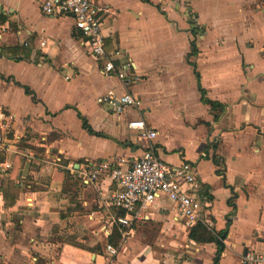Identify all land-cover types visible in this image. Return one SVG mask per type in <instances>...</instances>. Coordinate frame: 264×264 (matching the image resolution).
Instances as JSON below:
<instances>
[{
  "label": "crops",
  "instance_id": "obj_1",
  "mask_svg": "<svg viewBox=\"0 0 264 264\" xmlns=\"http://www.w3.org/2000/svg\"><path fill=\"white\" fill-rule=\"evenodd\" d=\"M44 1L0 0V162L10 165L0 170V264H108L107 242L119 248L111 264H214L217 244L190 239L197 224L163 197L124 240L117 226L107 234L106 223L125 214L108 202L116 184L105 174L84 184L80 173L140 156L144 146L127 126L135 119L158 133L165 163L188 162L197 173L203 210L223 235L217 264H241L247 250H259L264 0H92L105 10L106 50L120 52L114 63H132L128 86L103 72L71 17L43 12ZM201 89L225 106L216 120ZM109 92H129L139 106L118 114L96 101ZM16 156L5 206L1 185Z\"/></svg>",
  "mask_w": 264,
  "mask_h": 264
},
{
  "label": "built area",
  "instance_id": "obj_2",
  "mask_svg": "<svg viewBox=\"0 0 264 264\" xmlns=\"http://www.w3.org/2000/svg\"><path fill=\"white\" fill-rule=\"evenodd\" d=\"M42 10L47 15L72 18L74 27L89 44L95 60L102 63L104 73L115 72L125 86L135 79L132 63L124 61L116 66L113 58L119 57L120 52H110L105 48L101 31V13L105 11L102 6L92 0H45ZM96 101L110 106L118 114L128 107L139 106V100L129 92L121 96L109 92ZM127 126L137 133L144 146L141 155L129 161L121 158L114 166L107 161L89 163L83 166L80 173L84 184L95 182L101 174L108 175L116 184V189L110 193L108 202L115 208L123 210L125 214L113 217L106 223L107 234L110 235L108 229L117 226L124 240L131 225L145 218L144 209L154 204L160 197L172 202L179 216L188 223L201 224L213 232L214 223L203 210L199 193L201 182L193 167L188 162L178 166L165 163L159 157L154 143L158 133L149 129L143 119L130 120ZM3 135L4 133L0 132V149L4 143ZM9 167V164L0 162L2 172ZM104 251L108 257V264H111L118 255L119 248L107 242ZM241 264H264V239L259 250H247L242 255Z\"/></svg>",
  "mask_w": 264,
  "mask_h": 264
},
{
  "label": "trees",
  "instance_id": "obj_3",
  "mask_svg": "<svg viewBox=\"0 0 264 264\" xmlns=\"http://www.w3.org/2000/svg\"><path fill=\"white\" fill-rule=\"evenodd\" d=\"M193 34H196L195 31L192 30ZM192 47H191V55H195L197 53V49L195 47V43L192 42ZM198 77V75H197ZM26 92H28V90L26 89ZM201 93H202V98L201 100L205 103L208 104L210 106L211 111L214 112V117L215 120L219 117V114L223 112L225 106L218 103V102H214L211 100H208L204 97V91L201 89ZM216 110H218V112L216 113ZM82 123H83V127L88 131V132H93L91 130V128L89 127V125L87 124L86 120L84 118H81ZM20 162H21V157L20 156H16L14 161H13V166L11 171L9 172L8 178L2 181V193H3V198L5 200L4 205L8 206V196H11V192L12 189L14 188V181L17 177L18 174V170L20 167ZM61 173L67 174V172L65 170H59ZM12 200H14V198H12ZM115 231V230H114ZM189 238L197 241V242H215L217 244L218 247V251H217V255L215 257L214 260V264H217L218 261V257L220 255V253L223 250V235H221L220 233L216 234L213 232H210L208 230H206V228L201 225V224H197L190 232L189 234ZM111 242L116 243L117 241H120V235L117 233V231L114 232L113 236L110 238ZM90 249L91 251H93L94 253H98L100 252V248L96 247V248H87Z\"/></svg>",
  "mask_w": 264,
  "mask_h": 264
},
{
  "label": "rangeland",
  "instance_id": "obj_4",
  "mask_svg": "<svg viewBox=\"0 0 264 264\" xmlns=\"http://www.w3.org/2000/svg\"><path fill=\"white\" fill-rule=\"evenodd\" d=\"M256 34H257V35H260V33H259V32H257V31H256ZM229 61H231V62H232L233 60H232V59H230Z\"/></svg>",
  "mask_w": 264,
  "mask_h": 264
}]
</instances>
